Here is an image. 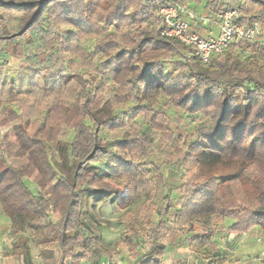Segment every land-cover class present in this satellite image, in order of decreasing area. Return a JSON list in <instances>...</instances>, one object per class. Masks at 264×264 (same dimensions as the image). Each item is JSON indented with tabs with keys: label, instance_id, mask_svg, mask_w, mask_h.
Returning <instances> with one entry per match:
<instances>
[{
	"label": "trees",
	"instance_id": "16d2710c",
	"mask_svg": "<svg viewBox=\"0 0 264 264\" xmlns=\"http://www.w3.org/2000/svg\"><path fill=\"white\" fill-rule=\"evenodd\" d=\"M171 1L236 7L246 25L264 18V0ZM162 2L0 0V206L14 234L56 242L42 248L43 264H82L95 253L92 264H102L121 248L132 264H164L181 247L217 264L218 229L264 233V44L239 41L204 64L155 28ZM20 64L44 79L49 98L40 110L32 82L10 88L7 70ZM171 109L197 121L183 145L171 139ZM237 160L238 170L223 172ZM101 202L127 208L123 234L110 245ZM24 264H34L30 254Z\"/></svg>",
	"mask_w": 264,
	"mask_h": 264
},
{
	"label": "rangeland",
	"instance_id": "374dc122",
	"mask_svg": "<svg viewBox=\"0 0 264 264\" xmlns=\"http://www.w3.org/2000/svg\"><path fill=\"white\" fill-rule=\"evenodd\" d=\"M133 1L134 3H138L139 0ZM259 10L260 7L257 8V11ZM5 15L8 17H13L15 21L19 20L21 16L18 14V11H6ZM255 24L258 25L261 32V35L257 36L256 41L264 44V18L257 21ZM85 40L86 47L92 49L95 39L88 38ZM77 66L79 69L83 68L80 63H77ZM6 76L8 77V80H14L16 82V84H11V86L9 85L13 91L18 89L19 84L26 88L29 87L32 82L33 86H35L37 89L33 90L34 97L31 99V103L35 105L34 109L38 108L40 110L43 108V105H45L49 98L46 96L45 92L43 93L42 91V86L44 83L43 77H34L33 74L28 73L25 70L24 64L10 66L7 70ZM110 86L115 87L113 83H111ZM193 91L194 89L191 87L187 92L192 93ZM74 94L75 93L70 92L69 97H72ZM208 110H210V108ZM167 112L170 115L171 120L174 119L173 126L176 130V132L173 134L175 138L171 136V139L174 140L173 142L183 145V142H188L189 133L192 132L193 128L197 124V121H195V118L187 116L184 118L183 122V119L179 118L180 116L176 110L171 109L167 110ZM12 140H16L15 137H12ZM180 155H182V152ZM159 157L166 158L168 161V158L175 159V154L171 157L167 152L162 151L159 152ZM187 157H189V159L187 158L185 164L188 169L187 177H192V179H194L197 169L194 168V161L190 155ZM239 163L240 161L237 160L236 163H233L231 166H229V168H227V170H223V172L228 173L238 170L240 166ZM177 174L178 172L174 173V175ZM193 181L194 180L190 181V187L194 183ZM25 182L33 193H38L39 187L32 179H28ZM246 185L249 188L254 189L250 182L246 183ZM246 185L245 187H247ZM232 190L233 194L236 195V191H238L237 187ZM146 204L147 202L143 199L138 203L137 206L133 207V210L135 212H139V210L143 209ZM126 209L127 208L113 205L109 202L99 203L98 214L102 223V241L105 244L110 245L122 236L124 229V213L126 212ZM233 222L234 219L232 217H228L225 220V225L229 227ZM38 242V237L30 231L22 234H14L12 232L9 219L4 214L0 206V264H24V258L26 254L31 255L34 264H43L44 256L41 253L42 248L51 247L53 245L55 246L56 242L48 243L46 245H40ZM216 244L220 247L221 252L219 259L220 261L217 264H264V233H262L257 227L245 233L231 232L222 230L220 228L217 230ZM98 258H100L99 255L95 253L92 258L83 261L82 264H92V261H95ZM103 258L105 260L109 259L110 262L114 260L119 261L122 264L133 263L130 259L127 248H121L118 255L105 254ZM184 261L181 262V264H195L196 259L193 258L188 261L186 260V262ZM203 264H206V262H203Z\"/></svg>",
	"mask_w": 264,
	"mask_h": 264
},
{
	"label": "built area",
	"instance_id": "2783aa9c",
	"mask_svg": "<svg viewBox=\"0 0 264 264\" xmlns=\"http://www.w3.org/2000/svg\"><path fill=\"white\" fill-rule=\"evenodd\" d=\"M151 1H164L159 4L153 19L155 28L162 35L193 47L196 56L204 64L210 63L215 56L224 53L233 43L253 41L261 35L257 24L246 25L242 21L241 12L236 7L220 6L218 10L205 15L197 14L171 0ZM188 16L196 21L216 25L218 34L204 36L193 29Z\"/></svg>",
	"mask_w": 264,
	"mask_h": 264
},
{
	"label": "crops",
	"instance_id": "0c3cea01",
	"mask_svg": "<svg viewBox=\"0 0 264 264\" xmlns=\"http://www.w3.org/2000/svg\"><path fill=\"white\" fill-rule=\"evenodd\" d=\"M187 8H189L190 10L194 11L197 14H205L208 15L210 13H212V9L209 8L206 4V1L203 2L202 5H196V3H190ZM190 22L191 25L193 27L194 30L200 32L201 34H203L204 36H208V35H213L216 36L218 34V29L216 27V25L212 24V23H203L201 21H196L192 18H190L189 16L187 17ZM219 247V246H218ZM220 250V247H219ZM196 259L193 254L191 253V251L189 250V248L187 247H181V248H175L172 250H169L164 257V264H181V262H186V260H190V259ZM106 261V262H105ZM102 264L104 263H115V264H122L119 261H109L102 259L101 260ZM203 262H205L203 259H196L195 264H203Z\"/></svg>",
	"mask_w": 264,
	"mask_h": 264
}]
</instances>
